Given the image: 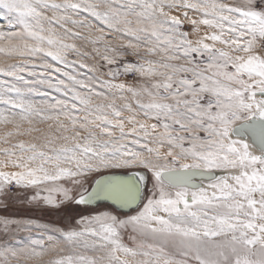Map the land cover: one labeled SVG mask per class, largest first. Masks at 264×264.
<instances>
[{
  "label": "snow or ice",
  "instance_id": "obj_1",
  "mask_svg": "<svg viewBox=\"0 0 264 264\" xmlns=\"http://www.w3.org/2000/svg\"><path fill=\"white\" fill-rule=\"evenodd\" d=\"M17 202L88 214L0 216V264H264V0H0Z\"/></svg>",
  "mask_w": 264,
  "mask_h": 264
},
{
  "label": "rangeland",
  "instance_id": "obj_2",
  "mask_svg": "<svg viewBox=\"0 0 264 264\" xmlns=\"http://www.w3.org/2000/svg\"><path fill=\"white\" fill-rule=\"evenodd\" d=\"M70 59H74V57H70ZM77 70L81 73L82 76L86 72V70L84 69ZM39 126L45 127V125ZM92 207H95V205H93ZM75 211H82L84 215L88 214V212L83 211V206L75 210L71 207H66L57 211L36 206H21L20 203L17 202L13 206L9 207L7 210L0 209V216H25L37 219L39 222L44 224L61 226L62 224L67 223L69 216L74 215ZM23 235V233L20 234L21 237H23ZM125 239L127 240V237H125Z\"/></svg>",
  "mask_w": 264,
  "mask_h": 264
},
{
  "label": "water",
  "instance_id": "obj_3",
  "mask_svg": "<svg viewBox=\"0 0 264 264\" xmlns=\"http://www.w3.org/2000/svg\"><path fill=\"white\" fill-rule=\"evenodd\" d=\"M101 203H103V202H101Z\"/></svg>",
  "mask_w": 264,
  "mask_h": 264
}]
</instances>
